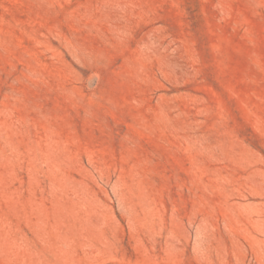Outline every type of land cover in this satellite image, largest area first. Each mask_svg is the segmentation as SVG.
I'll return each mask as SVG.
<instances>
[{"label":"rangeland","instance_id":"374dc122","mask_svg":"<svg viewBox=\"0 0 264 264\" xmlns=\"http://www.w3.org/2000/svg\"><path fill=\"white\" fill-rule=\"evenodd\" d=\"M0 264H264V0H0Z\"/></svg>","mask_w":264,"mask_h":264}]
</instances>
